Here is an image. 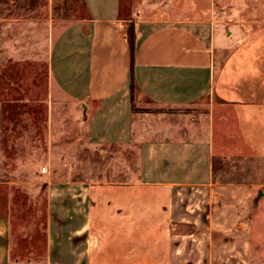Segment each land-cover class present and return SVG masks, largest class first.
I'll return each mask as SVG.
<instances>
[{"label": "crops", "instance_id": "crops-1", "mask_svg": "<svg viewBox=\"0 0 264 264\" xmlns=\"http://www.w3.org/2000/svg\"><path fill=\"white\" fill-rule=\"evenodd\" d=\"M83 2L87 17L52 41L49 77L81 107L86 141L116 152L104 178L47 181L44 264H197L186 238L202 235L198 264H252L255 188L216 181L214 162L264 158V23L234 46L212 0L139 4L127 16L121 0ZM204 98L215 112L195 121L185 110ZM140 100L173 112L135 113ZM11 253L0 213V264H17Z\"/></svg>", "mask_w": 264, "mask_h": 264}, {"label": "rangeland", "instance_id": "rangeland-1", "mask_svg": "<svg viewBox=\"0 0 264 264\" xmlns=\"http://www.w3.org/2000/svg\"><path fill=\"white\" fill-rule=\"evenodd\" d=\"M164 1L121 0L122 15L127 16L139 4L160 5ZM212 1L225 20V30L234 28L236 32L234 46L264 23V0ZM86 17L83 0H0V213L10 215L11 256L17 264H44L47 181L104 178L105 162L115 155L111 151L116 152L94 148L86 141L79 127L81 107L58 96L49 77V52L56 33ZM139 105L146 110L135 113L158 116L173 112L142 100ZM185 111L200 122L209 119L215 109L212 101L204 98ZM126 154L130 161L133 154ZM214 170L215 180L225 185L254 186L248 234L252 264H264V158L218 157ZM201 205L197 200L194 207L204 210ZM198 237L186 238L192 244L190 253L199 257L197 264L202 253L195 246L205 243L204 235Z\"/></svg>", "mask_w": 264, "mask_h": 264}, {"label": "trees", "instance_id": "trees-1", "mask_svg": "<svg viewBox=\"0 0 264 264\" xmlns=\"http://www.w3.org/2000/svg\"><path fill=\"white\" fill-rule=\"evenodd\" d=\"M129 40H130V44H132V43H133V40H134V38H133V34L130 35ZM133 90H134V85H133V83H132V91H133Z\"/></svg>", "mask_w": 264, "mask_h": 264}, {"label": "built area", "instance_id": "built-area-1", "mask_svg": "<svg viewBox=\"0 0 264 264\" xmlns=\"http://www.w3.org/2000/svg\"><path fill=\"white\" fill-rule=\"evenodd\" d=\"M41 172H42V173H45V172H46V168H45V167H42V168H41Z\"/></svg>", "mask_w": 264, "mask_h": 264}]
</instances>
